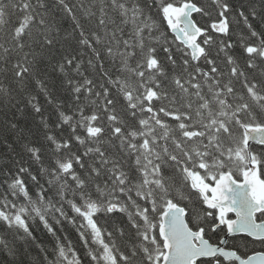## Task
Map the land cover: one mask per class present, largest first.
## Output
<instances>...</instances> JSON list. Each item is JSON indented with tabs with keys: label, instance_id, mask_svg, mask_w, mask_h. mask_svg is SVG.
Masks as SVG:
<instances>
[{
	"label": "snow or ice",
	"instance_id": "6c2138e0",
	"mask_svg": "<svg viewBox=\"0 0 264 264\" xmlns=\"http://www.w3.org/2000/svg\"><path fill=\"white\" fill-rule=\"evenodd\" d=\"M0 264H264V0H0Z\"/></svg>",
	"mask_w": 264,
	"mask_h": 264
},
{
	"label": "trees",
	"instance_id": "16d2710c",
	"mask_svg": "<svg viewBox=\"0 0 264 264\" xmlns=\"http://www.w3.org/2000/svg\"><path fill=\"white\" fill-rule=\"evenodd\" d=\"M70 236H71L72 239H75L74 234H72L71 232H70Z\"/></svg>",
	"mask_w": 264,
	"mask_h": 264
}]
</instances>
